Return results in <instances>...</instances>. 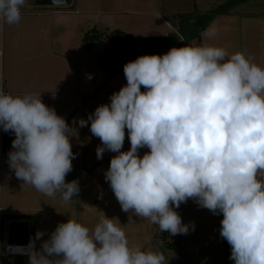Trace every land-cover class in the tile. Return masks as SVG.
Masks as SVG:
<instances>
[{"label": "clouds", "instance_id": "1", "mask_svg": "<svg viewBox=\"0 0 264 264\" xmlns=\"http://www.w3.org/2000/svg\"><path fill=\"white\" fill-rule=\"evenodd\" d=\"M26 3L0 0V27L19 23ZM123 71L127 84L78 124L90 121L100 139L97 159L117 153L104 175L130 213L128 224L136 223L134 214L162 233L188 234L195 224L183 223L175 209L191 198L222 214L220 236L234 264H264V67L203 43L139 56ZM0 127L15 135L8 154L15 176L48 197L73 200L80 187L65 179L76 155L66 120L40 94L0 88ZM125 128L131 147L121 151ZM144 147L150 151L140 156ZM43 236L37 231L26 246L7 248L27 255L28 264H169L174 255L131 245L119 220L105 214L91 229L70 217Z\"/></svg>", "mask_w": 264, "mask_h": 264}, {"label": "rangeland", "instance_id": "2", "mask_svg": "<svg viewBox=\"0 0 264 264\" xmlns=\"http://www.w3.org/2000/svg\"><path fill=\"white\" fill-rule=\"evenodd\" d=\"M229 1L73 0L67 7H51L37 6L34 0H27L21 8L20 22L2 25L4 90L13 96L40 94L42 102L65 120L76 110L68 123L74 130L70 143L76 155L72 160L73 170L65 179L66 182L78 180L80 192L65 203L59 193L48 197L31 185H24L11 169L0 174L3 214L34 215L30 232L34 237L37 231H43V240L70 217L91 229L105 214L119 220L131 245L160 250L170 257L173 251L165 248L158 226L134 214L136 223L128 224L130 213L122 211L105 180V171L117 153L106 150L103 158L97 159L96 149L101 141L91 133L90 121L88 126L79 127L80 118L87 120L98 106L110 104V96L127 84L123 70L107 81L108 70L99 64V57L108 50L109 43L99 41L90 48L83 43V36L93 27L107 34L121 29L136 37L167 35L174 31L177 14L205 13L222 8ZM176 19L178 22L179 18ZM213 30L215 35L209 37ZM201 40V44L222 47L229 53L242 52L264 67V0H247L227 14L217 15L202 33ZM187 44L197 46L199 41ZM141 91H145L143 86ZM130 147L125 128L121 151ZM149 151L147 147L138 150L140 156ZM1 158L8 160V154L1 153ZM175 210L183 223L192 222L195 229L188 234H169L186 251L182 257L173 255L169 264H223L222 214L214 215L191 198ZM36 243L39 247L41 241ZM0 264H28V257L3 256ZM227 264L234 261L228 258Z\"/></svg>", "mask_w": 264, "mask_h": 264}, {"label": "trees", "instance_id": "3", "mask_svg": "<svg viewBox=\"0 0 264 264\" xmlns=\"http://www.w3.org/2000/svg\"><path fill=\"white\" fill-rule=\"evenodd\" d=\"M245 1L247 0H231L222 8L212 9L205 13L193 12L177 14L174 22V31L167 35L136 37L121 29H115L107 34L106 31L93 27L84 34L83 43L90 48L99 41L109 43L108 50L99 57V64L108 70L107 81H109L123 70L126 63L134 61L139 56L152 54L163 55L172 47H183L186 43H190L194 40H198L200 45L202 33L208 28L211 21L215 19L217 15L227 14L233 7ZM177 17L179 18L178 22H176ZM75 113L76 110L67 118V123L70 122ZM13 139H15L14 133L11 131L5 133L2 140L3 154H9L12 150ZM17 219L34 222L35 217L30 214L5 213L1 216L2 227H4L7 222ZM169 234L170 233L164 232L161 235L165 242V248L167 250H172L177 257L184 256L186 251L180 241L176 239L171 240ZM230 254L231 246L228 244L227 240L224 239L223 264H227Z\"/></svg>", "mask_w": 264, "mask_h": 264}, {"label": "built area", "instance_id": "4", "mask_svg": "<svg viewBox=\"0 0 264 264\" xmlns=\"http://www.w3.org/2000/svg\"><path fill=\"white\" fill-rule=\"evenodd\" d=\"M1 33H2V27H0V88H2L3 91L5 92V90H4V65H3L4 53H3V44H2ZM5 133L6 132L3 130V128L0 127V174L3 172V163H4V161L1 158V153H2V140H3V137H4ZM2 214H3V209H2V206L0 204V260H1V258L3 256H27V255L15 254L12 250L7 248L8 245L26 246L29 243V241H28L27 244H18V243L10 244L8 242L9 235H10V231H9L8 225H9L10 221L6 223V225H5L6 230H4L3 227H2V221H1ZM30 231H31V225L29 227V240L31 238H33V236H32Z\"/></svg>", "mask_w": 264, "mask_h": 264}, {"label": "water", "instance_id": "5", "mask_svg": "<svg viewBox=\"0 0 264 264\" xmlns=\"http://www.w3.org/2000/svg\"><path fill=\"white\" fill-rule=\"evenodd\" d=\"M73 0H60L57 6H51L53 0H34L35 5L37 6H51V7H67L72 3ZM11 168L9 166L8 160H5L3 163V172H10ZM29 227L30 223L28 220H12L9 222L8 228L10 231L9 240L10 244H27L29 241Z\"/></svg>", "mask_w": 264, "mask_h": 264}, {"label": "crops", "instance_id": "6", "mask_svg": "<svg viewBox=\"0 0 264 264\" xmlns=\"http://www.w3.org/2000/svg\"><path fill=\"white\" fill-rule=\"evenodd\" d=\"M36 245H37V247H38V244H37V243H36ZM16 257H21V258H22V257H27V256H16Z\"/></svg>", "mask_w": 264, "mask_h": 264}]
</instances>
